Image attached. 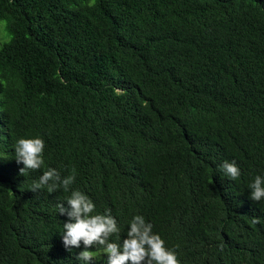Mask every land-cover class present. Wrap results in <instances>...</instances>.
I'll return each mask as SVG.
<instances>
[{
    "label": "trees",
    "instance_id": "16d2710c",
    "mask_svg": "<svg viewBox=\"0 0 264 264\" xmlns=\"http://www.w3.org/2000/svg\"><path fill=\"white\" fill-rule=\"evenodd\" d=\"M0 21V264H85L62 243L72 190L111 242L140 215L180 264H264V0H0ZM21 138L40 170L20 174ZM48 168H75L69 192L28 191Z\"/></svg>",
    "mask_w": 264,
    "mask_h": 264
},
{
    "label": "clouds",
    "instance_id": "9594fccd",
    "mask_svg": "<svg viewBox=\"0 0 264 264\" xmlns=\"http://www.w3.org/2000/svg\"><path fill=\"white\" fill-rule=\"evenodd\" d=\"M45 143L41 138H21L14 145L15 159L23 164L20 174L29 170H40L44 165L43 152ZM219 171L230 180H237L241 170L235 161H224ZM76 179V170L62 177L54 168H48L37 181H33L28 191L36 193L47 187L49 193L62 188L69 192ZM250 199L260 202L264 199V177L257 175L249 185ZM58 214L67 216L63 223L62 243L69 252L79 249L81 243L84 250L76 256L79 261L90 264L96 253L90 251L94 246L103 248L107 264H180L176 252L165 247V242L158 234H153L152 225L140 216H134L129 222V230L122 243L110 241L113 234L119 232L117 221L111 216L110 210L105 214H94L96 205L84 193L72 190L65 201L56 204ZM256 222V221H254Z\"/></svg>",
    "mask_w": 264,
    "mask_h": 264
},
{
    "label": "rangeland",
    "instance_id": "374dc122",
    "mask_svg": "<svg viewBox=\"0 0 264 264\" xmlns=\"http://www.w3.org/2000/svg\"><path fill=\"white\" fill-rule=\"evenodd\" d=\"M4 25H5V23L0 21V42L7 40L5 33H4L5 32L4 31Z\"/></svg>",
    "mask_w": 264,
    "mask_h": 264
}]
</instances>
